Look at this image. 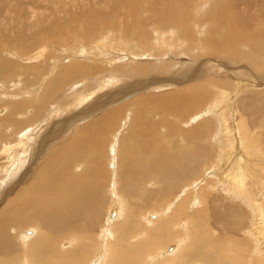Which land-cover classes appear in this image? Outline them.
I'll return each mask as SVG.
<instances>
[{
  "label": "bare ground",
  "instance_id": "1",
  "mask_svg": "<svg viewBox=\"0 0 264 264\" xmlns=\"http://www.w3.org/2000/svg\"><path fill=\"white\" fill-rule=\"evenodd\" d=\"M22 1L0 0V175L6 176L10 189L26 178L28 160H37V166L0 206V264H264V179L260 176H264V132L258 129L264 126L246 122L243 100L241 111L233 109L230 118L225 114L228 108L217 114V105L233 87L227 82L196 76L195 64L189 61V67L176 70L168 79L151 77V81L131 83L115 94L119 87L104 92L97 96L98 101L80 109L78 116L72 114V121L54 126L47 123L40 132V120L48 110L59 115L66 106L79 105L82 95L90 97L99 82L103 86L108 80H122L112 76L117 72L133 79L144 77L146 71L149 74L141 65L123 71L125 68L120 70L111 60L96 62L94 57L81 63L87 60L83 57L85 39L93 53L104 43L111 47L121 44L128 53H157L155 41L171 45L185 56H193L196 50L205 55L232 53L240 61H249L250 70L256 73L251 75L256 83L243 84L234 93L242 87L251 91L262 88L264 0H258L262 18L256 28L246 25L239 15L242 6L255 9L256 0H173V8L164 2L159 10L148 0H96V7L89 5L90 0H69V5L63 0L67 7L77 6L65 18L52 15L49 6L55 0H25L26 6ZM193 2L195 7L190 5ZM144 4L150 13L140 20L136 14ZM29 5L42 9L32 14ZM202 13L207 17L201 19ZM20 17L29 35L18 30ZM80 32L84 35L79 39L76 33ZM12 41L14 49L8 48ZM89 62L97 65L88 66ZM190 77L201 80L177 93L144 99L136 93L158 90L155 88L162 81L181 85ZM87 78L94 83L86 82ZM23 91L31 97L22 98ZM209 91H217L215 106L203 111L200 107L213 98ZM261 92V102L249 106L264 113V90ZM59 93L68 98L54 107ZM124 97L132 99L126 104ZM112 101L120 106L92 118ZM251 109L247 113L255 112ZM199 110L203 112L195 117ZM79 115L82 117L75 119ZM124 115L129 124L118 130ZM85 117L94 120L87 119L83 126L79 122L80 129L62 139L65 129L73 130L76 120ZM239 144L236 153L233 148ZM202 160L208 163L204 165ZM20 164L25 165L21 173ZM176 164L179 168L174 170ZM178 177L182 178L180 184ZM224 200L243 204L244 211L235 207L222 212L215 203L220 201L223 206Z\"/></svg>",
  "mask_w": 264,
  "mask_h": 264
},
{
  "label": "rangeland",
  "instance_id": "2",
  "mask_svg": "<svg viewBox=\"0 0 264 264\" xmlns=\"http://www.w3.org/2000/svg\"><path fill=\"white\" fill-rule=\"evenodd\" d=\"M62 2L63 4H61L60 2ZM55 0V1H53L52 3H50V8H51V10H50V8H48L51 12H52V15H56V17H57V14H58V16H60V17H58V18H65L66 16L65 15H67V14H70V13H72V10H77V6L76 5H74V4H71V5H73V6H66V4L64 3V1L62 0ZM69 0H65V2L67 3ZM92 1V2H91ZM96 0H90V2H89V5L90 6H92V7H96V6H98V4H97V2H95ZM160 1H161V3H160ZM171 1V2H170ZM60 4H59V3ZM80 2V1H79ZM151 2V3H150ZM158 2H159V5H158ZM166 3L167 5V7L169 6V7H171V8H173L172 6V3H174V1L173 0H148V3H150L153 7H155L154 5H156V10H159V9H162L163 8V3ZM168 2H170V3H168ZM69 3H72V1L71 2H68L67 4L69 5ZM74 3V2H73ZM145 3H146V1H145ZM261 3V2H260ZM260 3L258 2V0H256V8L255 9H251V8H249V7H244V6H242L240 9V12H241V14H239L240 15V18H241V21H245V23H246V25H248L250 28H256V27H258V25L259 24H261V18H262V14L260 13V7H262V5H260ZM53 4H54V6H53ZM76 4V3H75ZM81 3H79L78 4V7L80 6V8H82V4L80 5ZM92 4V5H91ZM196 4V2H193V4H190L191 6L193 5L194 7L196 6L195 5ZM21 5H23V6H26L27 5V1H25V0H23L22 2H21ZM96 5V6H95ZM172 5V6H171ZM59 6H62V9L60 10V12H58L59 10L58 9H60V7ZM58 7V8H57ZM66 9H65V8ZM75 7V8H74ZM193 7V9H195ZM29 11L32 13V14H35V12H39V11H41L40 9H42V8H40V9H38V10H36L32 5H29ZM55 8H57V9H55ZM71 8V9H70ZM170 8V9H171ZM191 7H189V9H190ZM207 7H205L204 8V10H206L207 11V9H206ZM53 9L56 11H53ZM69 9V10H68ZM142 9V10H141ZM139 11H137V16L138 17H140L139 19L141 20V19H146V16L148 15V13H150V11H148L149 9L147 8V5H143V7L141 8ZM191 11H192V8L190 9ZM197 10V9H196ZM62 11H63V14H62ZM145 13H144V12ZM53 12H55L54 14H53ZM68 12V13H67ZM70 12V13H69ZM131 12V11H130ZM195 12V11H194ZM65 13V14H64ZM141 13H143V14H141ZM60 14V15H59ZM146 14V15H145ZM203 15V13L201 14V19H204L205 17H207L206 15H204V16H202ZM63 16V17H62ZM21 18V17H20ZM20 26L22 25V18H21V23L19 24ZM19 25H18V30L20 29H22L23 31H25V33L27 34L28 32L30 33V31H29V29L28 28H26L24 25H22L21 27H19ZM205 26V29H204V32H205V34H206V36L208 35V32H207V28H208V25L207 24H205L204 25ZM211 27V26H210ZM209 27V28H210ZM194 30H195V28H194ZM197 30H199V28H197L195 31H197ZM115 33H117L116 31H114ZM29 33H28V35H29ZM200 33V32H199ZM17 35H19V31L17 32ZM76 35H79V37H77V38H81L82 37V35H84L82 32H80V33H76ZM159 33H157V34H155V39H158V37H159ZM200 35V34H199ZM109 37V36H108ZM107 36H106V38L107 39H109V38H111V39H115L116 37L115 36H111V37H109L108 38ZM121 38H118V40H120ZM33 40H34V43L33 44H35V42H36V38L34 37L33 38ZM110 40V39H109ZM106 41V40H105ZM113 40H111V42H112ZM117 41H115L114 43H116ZM82 43H83V46H85L84 47V49H85V52H83V57H85V59L87 58V60H84V61H80L81 63H86L87 61H88V59H94L96 62L97 61H103V60H106V61H108V60H111L112 61V64H114V66L115 65H118L117 66V68H119L120 70H121V68H125V69H122L123 71L125 70V71H127V70H129L130 68H134L135 66L136 67H140V65H141V67H145L146 69H148V75H147V71H146V75L144 76V77H141V78H130L128 75H125V76H123V75H121V73L120 72H117V74L116 75H112V76H116V78H121L122 80H120V81H111V80H108L107 82H105L106 84L105 85H103L102 86V84H103V82H99L98 83V86H97V90L96 91H94V92H92L90 95V97L88 96V94L87 95H82V100L80 101V103H79V105H75V106H73V108H70L69 106H66L67 108H65L63 111H61V112H59L58 114L59 115H54V114H49V112H50V110H48V112H46V113H48V115H46V117H44V114L42 115V118H41V124H40V128L42 127V129L40 130V132H43L44 130H45V128H46V126L49 124V125H56L57 123H59L58 125H61L63 122H65V121H72V118L74 117V116H72V114L73 115H75V116H78V114H80V113H77V112H81L82 110H84L85 108H87L90 104H92L93 102H91L92 100L95 102V101H98V98H97V96L98 97H101V95L105 92H107V91H111V90H115L117 87H119L120 89L119 90H115V92H114V94L115 93H118L119 91H124L125 90V88H127V87H125L126 85H129V84H131V83H136V82H139L140 84H142L143 82H146V81H151L150 80V78L151 77H156V78H160L161 80H165L166 78L168 79V78H170L169 76L171 75V74H173L176 70H181V68H185V66L187 65V67H189V65H188V63H189V61H191V63H192V65H194V72H195V75L196 76H198V77H203V79H204V77H205V79H206V81H215V80H217V81H221V82H223V83H228V84H230V90H229V92H228V94L226 95V97H225V99H224V101H223V103H221L220 104V106H218L217 105V108H216V110H218L217 112V114H219V115H221V112H222V110H225V109H227L226 110V116H227V118H230V116L232 115V111H233V109H234V111L235 110H237V109H239V111H241V109H240V105H241V101H242V103H244V109H247V111H248V109H251L252 107L251 106H249L250 104H256V103H258V102H261V98H262V92H261V90L263 89L264 90V85L262 86V88L261 87H258V88H255V90L253 91V89H252V91L249 89V90H243V87L241 88V92L239 91V93L236 95L234 92L235 91H237L238 89H239V86L241 87V85L243 86V84H247V83H250V82H255L256 83V81L255 80H253V78L255 79V77H253L252 78V76L251 75H253V76H256V75H254V74H256L255 72H253V71H251L250 69L251 68H249V61L248 62H245V61H240V59H236V58H234V57H232L233 55H232V53L231 54H229V53H226V54H223V53H218V55H217V53H210L209 55H205V53L204 52H201L200 54H198V50H196V51H194L193 52V56H185V54L181 51H179V50H175V49H173V47L171 46V45H168V44H163L162 42H156L155 41V44H156V46H157V49H158V52L157 53H154V52H152V51H150V50H148L146 53H144V54H135V52L134 53H132V52H130V53H128L127 52V50H125V49H122L123 48V46L121 45V44H117L118 46H120V47H111L112 45H109L108 43H104L103 45H102V48H97V50H95V49H93V50H95L94 51V53H93V51H91L92 49L91 48H93V46L92 45H90V43H89V41H88V39H85V40H82ZM113 43V42H112ZM33 44H31V45H33ZM64 44H69V41H66V43H64ZM92 44V43H91ZM70 45V44H69ZM104 45H106L105 47H104ZM12 46H13V41L12 42H10L9 43V45H8V48H10V49H14V48H12ZM57 46H61V45H57ZM89 46L90 47V49L89 50H87L86 48ZM98 46H100V45H98ZM129 47H128V49H130V47H132V45L131 44H129L128 45ZM36 47H38V46H36ZM35 47V48H36ZM88 47V48H89ZM101 47V46H100ZM107 47V48H106ZM110 48V49H109ZM113 48V49H112ZM185 48V47H184ZM183 48V49H184ZM34 48H32V49H30V50H33ZM83 49V50H84ZM107 49V50H106ZM118 51H117V50ZM119 49L121 50H124V51H119ZM102 51L101 53H103V55L100 53V51ZM70 51V54L71 55H73V53L75 52V49H72V50H69ZM88 51V52H87ZM92 52V54L90 53V52ZM98 51V52H97ZM50 52H52V51H50ZM56 53H57V51H55ZM107 53V54H105V53ZM111 52V53H110ZM122 52H124V53H122ZM53 53V52H52ZM87 53H88V55H87ZM120 53V54H119ZM132 53V54H131ZM138 53V52H137ZM62 57H64L65 55H64V53L63 54H60ZM90 55V56H89ZM99 55V56H98ZM199 55H201V56H199ZM4 56V55H3ZM77 57H78V54L76 55ZM105 56V57H104ZM228 56V57H227ZM61 57V58H62ZM92 57H94V58H92ZM188 57V58H187ZM229 57H231V58H229ZM65 58H67V57H65ZM190 58V59H189ZM68 59V58H67ZM66 59V61L64 62V63H66L68 60ZM63 60H65V59H63ZM79 62V63H80ZM136 64V65H135ZM201 64V65H200ZM93 65H97V64H93ZM93 65L89 62V65L88 66H92L93 67ZM99 65V64H98ZM135 65V66H134ZM216 65V66H215ZM236 65V66H235ZM130 68H129V67ZM132 66V67H131ZM191 66V65H190ZM235 66V67H234ZM238 66V67H237ZM241 66V67H240ZM196 67V68H195ZM144 68V69H145ZM165 68V72H163V74L161 73V74H159L158 72L161 70V69H164ZM243 68V69H242ZM151 70V72H149L150 70ZM172 69V70H171ZM174 69V70H173ZM219 69V70H218ZM240 69H242V70H240ZM169 70V71H168ZM221 71V72H220ZM232 71V72H231ZM200 72V73H199ZM111 73V72H110ZM157 75H156V74ZM168 73V74H167ZM253 73V74H252ZM167 75V77L165 76V78H164V75ZM223 74V75H222ZM263 77H264V73H260ZM210 76H211V78H210ZM225 76V77H224ZM227 76V77H226ZM197 77V78H198ZM209 77V78H208ZM225 79H224V78ZM220 78V79H219ZM88 79V78H87ZM190 80L188 81H184V82H180V83H182L181 85L180 84H176V85H169V84H171L170 82H168V81H162V86H161V84L160 85H157V88H155V89H158V90H153V88L151 89V90H148V91H145V89L140 93V91L139 92H137L136 91V93H138V95H142L141 97V99H144V98H157V97H163V96H166V95H168L167 93H170V92H174V93H177L178 91H181L182 89H185L186 87V85H187V87H189V86H193V85H196V83L198 84V81L199 80H201L200 78H198V79H191V77L189 78ZM222 79V80H221ZM234 79H235V81H234ZM92 79H88V80H86V82L88 81V83H94L93 81H91ZM194 80V81H193ZM261 80H262V78H261ZM261 80H258L260 83H261ZM82 82H84V81H81L80 83L83 85V83ZM115 83V84H112V83ZM196 82V83H195ZM231 82V83H230ZM109 83H111V84H109ZM123 83V84H122ZM168 83V84H167ZM80 84V85H81ZM232 84V85H231ZM238 84V85H237ZM81 85V86H82ZM116 85V86H115ZM224 85V84H223ZM248 85V84H247ZM249 86V85H248ZM247 86V87H248ZM80 87V86H79ZM78 87V88H79ZM100 87V88H99ZM106 87V88H105ZM116 87V88H115ZM168 87V88H167ZM181 87H183V88H181ZM185 87V88H184ZM226 87H227V85H226ZM236 87H238V88H236ZM247 87H244V89L246 88L247 89ZM103 88V89H102ZM114 88V89H113ZM181 90H180V89ZM227 88H229V86L227 87ZM249 88H251V87H249ZM252 88H254V87H252ZM35 89V88H34ZM34 89H33V91H34ZM235 89V90H234ZM28 91V90H27ZM62 91V90H61ZM60 91V92H61ZM25 91H23V93H24ZM211 91H209V93H210ZM244 92H246V93H244ZM248 92V93H247ZM249 92H251V93H249ZM29 93L30 92H25L24 94H22L21 96H22V98H23V96L24 97H29L30 95H29ZM242 93V94H241ZM100 94V95H99ZM113 94V92L110 94V95H112ZM211 94H212V97L213 98H209L208 100H210V99H212V100H210V102L208 101L206 104L204 103L201 107H200V109L201 110H203V109H206L209 105H211L210 107H212V106H215L213 103H214V99L216 98V94H217V91L213 94L212 92H211ZM249 94V95H248ZM28 95V96H27ZM93 95V96H92ZM94 95H95V97H94ZM145 95H147V96H145ZM259 95V96H258ZM84 96H85V99H83L84 98ZM211 96V95H210ZM215 96V97H214ZM250 96V97H249ZM31 97V96H30ZM119 97H121V95H119V96H117L116 98H119ZM129 97V96H128ZM128 97H124L125 98V100H127V101H125V100H123V99H121L120 101L122 102V100H123V102H125L126 104H127V102L130 100V99H132V98H130L129 100L127 99ZM18 98H21V97H18ZM17 98V99H18ZM58 100H56V101H54L55 103L53 104L54 105V107H57V105H56V103H58L59 101H62V102H65V100H66V98H68V97H65L63 94L62 95H60V93H59V95H58ZM86 98H88V100L86 99ZM95 98V99H94ZM115 98V102L116 103H118V101H116V100H118V99H116ZM226 98H227V100H226ZM91 99V100H90ZM83 100L85 101L84 103H83ZM88 101V102H87ZM247 101H249V102H247ZM53 103V102H52ZM82 103H83V106H81L82 105ZM114 104V101H112V102H109V103H106V104H103L104 106H102V108H100V111H102V112H98V113H100V114H97V115H95V116H87L88 118H98L99 116H101L102 114H104V113H109V111H112V109H115L116 107H117V105L118 104ZM122 104H124V103H122ZM223 104H224V106H223ZM108 107V109L106 108V106ZM110 105H113L112 107H110ZM116 105V106H115ZM63 106H65V105H63ZM85 106V107H84ZM114 106H115V108H114ZM118 106H120V105H118ZM49 107V106H48ZM48 107L46 106V108H45V110H47L48 109ZM51 107L52 108H50V109H53V106L51 105ZM105 107V108H104ZM109 107H110V109H109ZM71 109V110H70ZM80 109H82V110H80ZM104 109H107L108 111H106L105 112V110ZM78 110H80V111H78ZM104 110V111H103ZM201 110H199V112L197 113L196 112V114L194 113V116L196 117H199L198 115L201 113V112H203V111H201ZM230 110V111H229ZM39 111H41V110H39ZM98 111H99V109H98ZM247 111H243V113L245 114L244 116L246 117V122H249L251 125H253V126H256V125H262V126H264V113H262L260 110H255V109H251V112L252 111H255V112H253L252 114L254 115V116H252V114L250 113V112H248L247 113ZM42 112H43V110H42ZM104 112V113H103ZM44 113V112H43ZM75 113V114H74ZM102 113V114H101ZM129 113V112H128ZM229 113L231 114V115H229ZM250 113V114H249ZM2 114V112H1V110H0V115ZM57 114V113H56ZM127 114V113H126ZM249 114V115H248ZM40 115V114H39ZM135 115V114H134ZM2 116V115H1ZM58 116V117H57ZM248 116H249V118H248ZM82 116L81 115H79V117H75V119H80ZM87 117H85V118H82L81 120H76V122L78 123V125L76 124V127L75 128H71V129H73V130H69V127L67 128V129H65L61 134H62V136L64 137V138H62V139H65L66 137H68L69 136V134L71 135V132L72 131H74V129H80V127L81 126H83L85 123L84 122H86V120L88 119ZM123 117V116H122ZM192 118V117H191ZM191 118L189 119V120H187V122L186 123H184V125L185 124H187V123H189L190 121H191ZM64 119V120H63ZM67 119V120H66ZM50 120V121H49ZM89 120V119H88ZM87 120V121H88ZM92 120H94V119H90L89 121H92ZM128 119L127 118H125V115H124V117H123V119H122V121H120V122H122L121 124L119 123V127H118V130L120 129V128H122L123 127V125L124 126H128V124H129V121H127ZM193 120V119H192ZM202 120L203 121H205V119H201V122H202ZM261 120H263V123H259V122H261ZM46 122V123H45ZM79 122H81V124L79 123ZM124 122V123H123ZM229 122L231 123V121H230V119H229ZM48 123V124H47ZM86 123H88V122H86ZM210 124L212 123V121L211 122H209ZM192 124V123H191ZM79 125H81L80 127H79ZM69 126V125H68ZM78 126V127H77ZM178 126H179V124H178ZM188 125H185L184 127L186 128V129H189L188 127H187ZM194 126V125H193ZM193 126H191V127H193ZM231 126H232V124H231ZM211 127H213V124L211 125ZM232 129H233V127H231ZM253 128V127H252ZM256 128H258V127H256ZM258 129H261V131L263 130V132H264V127H262V128H258ZM9 131V130H8ZM6 134H8L7 133V130H6V133H5V136L4 137H9V135L10 134H8V136H6ZM4 135V134H3ZM37 137V136H36ZM34 138V139H33ZM32 138V141L31 142H33L36 138H35V135H34V137ZM61 139V140H62ZM61 140H58V141H61ZM7 142V141H6ZM264 142V141H263ZM2 143V145H4V144H6L5 143V140H4V143H3V141L1 142ZM7 143H9V142H7ZM1 145V144H0ZM31 145H32V143H31ZM49 146V144L47 145V146H45L44 148L46 149V147H48ZM237 148V149H236ZM239 148H240V144H239V146L237 145V146H235V148H233V151L234 152H236V153H239V152H237V151H240L239 150ZM9 152V151H8ZM8 152H5V154H7ZM1 153V152H0ZM3 155V158H7L6 156L7 155ZM213 155V154H212ZM211 154L209 155V156H212ZM208 156V157H209ZM214 156V155H213ZM211 157V159L212 158H214V157ZM9 158V157H8ZM18 158L20 159V157L18 156ZM17 158V159H18ZM19 159L17 160V162L19 161ZM210 159V160H211ZM37 161V160H36ZM36 161H34V162H31V161H29L28 160V162H27V164L26 165H29V170L27 171V174H26V178L24 179V180H22V183L20 184V185H17L16 187L15 186H12V187H10V189L7 187L8 185L7 184H5V182H7V180H6V176H2V175H0L1 177H2V180H1V182L3 181V179L5 180V181H3L4 182V184L3 183H1L0 182V185H2V186H0V190H1V192H0V206H2L7 200H9V198L10 197H12L15 193H16V188L18 189L22 184H24L25 182L24 181H26V180H28L27 178L28 177H30V176H32V174H33V171L35 170V166H37V164H36ZM203 162L205 161V160H202ZM206 163H204V165L205 164H207L208 162H207V160L205 161ZM32 163V164H31ZM21 165V168H20V173L22 172L21 171V169H22V167L25 169V165H22V164H20ZM176 168H174V170H176V169H178L179 168V166H177V164H176V166H175ZM256 169V168H255ZM258 169V168H257ZM29 172V173H28ZM31 172H32V174H31ZM210 171H208L205 175H206V177H208L207 175H208V173H209ZM20 173H19V175H20ZM0 174H2V171L0 170ZM31 174V175H30ZM260 175V174H259ZM196 176V175H195ZM261 176V179H264V176H262V175H260ZM179 179H178V181H177V183L179 182V184H180V181L182 180V178L181 177H178ZM181 178V179H180ZM184 178V177H183ZM4 185V186H3ZM7 187V188H6ZM13 187H15V188H13ZM3 188V189H2ZM6 190H5V189ZM11 188H12V190H11ZM196 188H198V187H196ZM14 189V190H13ZM10 191V192H9ZM15 192V193H14ZM222 194H224L225 196H227V194L225 193V192H221ZM7 194V195H6ZM217 194V193H216ZM3 195V196H2ZM11 195V196H10ZM4 196H6V197H4ZM215 197H218V194L217 195H215ZM229 199V198H228ZM4 200V201H3ZM214 200V199H213ZM2 203V204H1ZM224 205L222 206V204H221V202L220 201H218L217 203H215V206L216 207H220V210H222V212H224L225 211V209H227V208H235V207H239L241 210H243L244 211V209L243 208H241L242 206H243V204H239V206L238 205H233V204H231V203H229L228 202V200H224ZM221 219H222V216H221ZM11 233H13V232H11ZM242 233V232H241ZM240 233V236L241 237H243L242 236V234ZM170 249V248H169Z\"/></svg>",
  "mask_w": 264,
  "mask_h": 264
}]
</instances>
